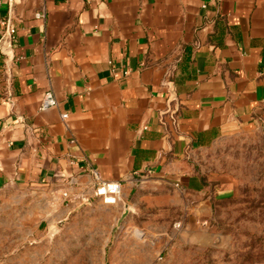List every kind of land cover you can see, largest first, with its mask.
Masks as SVG:
<instances>
[{
    "label": "crops",
    "instance_id": "1",
    "mask_svg": "<svg viewBox=\"0 0 264 264\" xmlns=\"http://www.w3.org/2000/svg\"><path fill=\"white\" fill-rule=\"evenodd\" d=\"M1 20L0 186L90 201L96 169L200 192L191 154L264 120V0H0Z\"/></svg>",
    "mask_w": 264,
    "mask_h": 264
},
{
    "label": "rangeland",
    "instance_id": "2",
    "mask_svg": "<svg viewBox=\"0 0 264 264\" xmlns=\"http://www.w3.org/2000/svg\"><path fill=\"white\" fill-rule=\"evenodd\" d=\"M189 159L200 192L144 178L103 204L0 186V264H264V120Z\"/></svg>",
    "mask_w": 264,
    "mask_h": 264
},
{
    "label": "built area",
    "instance_id": "3",
    "mask_svg": "<svg viewBox=\"0 0 264 264\" xmlns=\"http://www.w3.org/2000/svg\"><path fill=\"white\" fill-rule=\"evenodd\" d=\"M36 17L42 18L44 17L43 14H36ZM0 23L2 25H5V21L1 20ZM8 38H7V43L0 45V52L2 48L10 46L11 48L13 47V43L15 41V28L14 27H8ZM2 53V52H1ZM109 63H111L109 61ZM113 71V76L115 77H126L129 74V69L128 68H122L120 71H116L114 67H112ZM57 106V99L51 89H47L44 91L39 104H38V110L43 111L52 107ZM68 114L67 113H62L61 118L65 120L67 118ZM93 176H94V196L101 200L103 204H116L121 197V190H122V185L124 180H104L100 177L96 169H93L92 171ZM178 186V184H175ZM63 196L65 199H68L70 201H75L77 198L75 196L69 195L68 191L62 192ZM83 202H88V199H82L80 198Z\"/></svg>",
    "mask_w": 264,
    "mask_h": 264
},
{
    "label": "water",
    "instance_id": "4",
    "mask_svg": "<svg viewBox=\"0 0 264 264\" xmlns=\"http://www.w3.org/2000/svg\"><path fill=\"white\" fill-rule=\"evenodd\" d=\"M12 48L10 46L2 48L1 52L2 54L8 56L10 59H12L13 54L11 53Z\"/></svg>",
    "mask_w": 264,
    "mask_h": 264
}]
</instances>
